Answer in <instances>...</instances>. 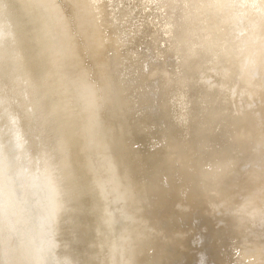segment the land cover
Instances as JSON below:
<instances>
[{
  "label": "bare ground",
  "instance_id": "6f19581e",
  "mask_svg": "<svg viewBox=\"0 0 264 264\" xmlns=\"http://www.w3.org/2000/svg\"><path fill=\"white\" fill-rule=\"evenodd\" d=\"M0 264H264V0H0Z\"/></svg>",
  "mask_w": 264,
  "mask_h": 264
}]
</instances>
